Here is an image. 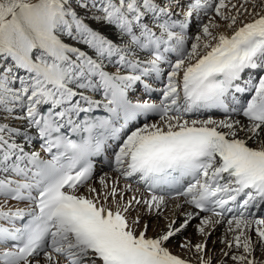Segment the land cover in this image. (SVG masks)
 <instances>
[{"label": "snow or ice", "instance_id": "obj_1", "mask_svg": "<svg viewBox=\"0 0 264 264\" xmlns=\"http://www.w3.org/2000/svg\"><path fill=\"white\" fill-rule=\"evenodd\" d=\"M249 2L256 0H0V196L31 206L0 208L11 225H0V264H189L167 244L200 213L207 214L197 225L202 236L227 218L235 234L224 242L243 249L231 256L236 264H264L251 258L249 235L255 231L264 251V215H256L264 213V14L240 21L252 15ZM217 16L230 36L214 32L224 27ZM88 20L114 30L112 37ZM137 84L148 97L159 91V103L133 102ZM101 93L103 100L94 98ZM101 107L108 115L96 118ZM210 110L224 118H199ZM149 114L157 122L121 136ZM37 139L47 158L29 150ZM113 146L108 167L142 181L149 198L124 201L106 176L93 186L94 158ZM179 197L193 211L159 235L148 236L139 216L129 222L133 203L160 215ZM181 247L206 253L205 243Z\"/></svg>", "mask_w": 264, "mask_h": 264}, {"label": "rangeland", "instance_id": "obj_2", "mask_svg": "<svg viewBox=\"0 0 264 264\" xmlns=\"http://www.w3.org/2000/svg\"><path fill=\"white\" fill-rule=\"evenodd\" d=\"M231 2H232V4H236L237 6H239L240 3L242 2V0H231ZM262 5H264V0H256L255 5H253V3H251V2H249L246 5V8L248 9V12L252 13V15H248L247 13H244L243 15L240 16V21H243L244 23L251 22V20L253 19V17L257 13L264 14V8H262ZM225 11H227V10H225ZM232 14L233 15L236 14L235 9H232ZM200 15H201V18L203 19V21L205 23L208 22L209 17L204 16L203 13H201ZM212 15L214 16L215 14L213 13ZM216 22L223 24L224 27H222L220 29H214V32H223L224 34L229 35V36L232 34V30H229L227 28V22L221 21L218 16L216 17ZM197 23H198V21L195 19V16H194L192 26L189 29L190 30V32H189L190 36L196 33V24ZM240 26H242V25L238 22L236 27L238 28ZM190 44H191V41H189V45ZM110 71H115V69L110 68ZM255 75L258 76L259 72H257V74H255ZM138 85L140 86V84H137L134 88V92L136 95H138L140 93V89H139ZM249 96L247 97V99H249ZM201 118H204V117H201ZM222 118H224V117H222ZM222 118L214 117V119H222ZM150 122H152V121H150ZM153 122H157V121H153ZM136 127H138V126H136ZM133 129H131V130H133ZM257 146H258V144H257ZM101 176H106L109 184H111L113 181H115L117 183L118 188L121 190H124V201L130 200L133 196H136L138 199L149 198V196L143 194L142 190L134 182L129 181L128 179L120 176L116 172L100 171L99 173H97V175L94 178L95 183L93 184V186L97 187L98 189L100 188L98 181H99V178ZM129 185L131 186L132 191L126 190L127 186H129ZM81 191L84 192L85 195H87L85 190L82 189ZM117 199H119V197H117ZM178 199H180V198H178ZM176 201H177V199L172 200V201H166V206L161 209L160 215L155 214V212L152 214H147L146 208L144 205H142V204L136 205L135 203H133V208L136 209V211H131L128 214L129 222H131L132 219L135 218L136 216H139L141 225H143L144 223H148V225H149L148 236H149V233H152V234L161 233L162 231L166 230V225L168 222H170L169 218L166 217V213H167L166 207L171 202H172L171 204L177 203ZM9 207L13 211L20 209V208L21 209L27 208L25 205H21L20 203H17V202L5 200L4 197L0 196V208H3L4 211L5 210L8 211V209H10ZM27 209H30V208H27ZM203 216L204 215H199L196 219L192 220L191 223L189 224V226L182 233H180L178 236L175 237L176 241L174 242V244L172 246V249H171L172 253L174 255H177L178 257H184L190 264H195L197 262H198V264H200V260L202 257L205 259H211L212 264H236V262L231 259V256L232 255H238V253L242 252L243 249L242 248L236 249V247L233 248L234 250L229 249L227 244L224 242V241H228L229 239L232 240V237L234 235V234H230V232L226 229L227 228V222H225L223 227H221L222 231L220 233L213 234V233H211V231H209L208 235L202 236L197 232V225L199 224V221ZM183 218H184L183 212L178 211L175 215V219H173V220L180 221V220H183ZM206 228H208V226ZM140 230H142V229L141 228L137 229V231H140ZM212 230H214L213 227H212ZM206 231H207V229H206ZM229 234L231 235V238H230ZM249 235L251 236L253 244H254V252H253V256L251 258H255L257 261L261 260V262H264V251H261V245L258 242L256 243V241L258 240V237H257L255 231L254 230L251 231L249 233ZM186 240L190 241L192 245L204 242L206 244V253H197L194 248H192L191 250L182 248L181 244H183ZM213 240H214V244H212ZM225 252H228V256L224 255ZM41 264H43V261H41Z\"/></svg>", "mask_w": 264, "mask_h": 264}, {"label": "bare ground", "instance_id": "obj_3", "mask_svg": "<svg viewBox=\"0 0 264 264\" xmlns=\"http://www.w3.org/2000/svg\"><path fill=\"white\" fill-rule=\"evenodd\" d=\"M74 7H75V5H73ZM81 15H84V13L80 10V9H76ZM89 24H90V26L91 27H93L94 29H99L100 31H102V33L103 34H105V35H108L110 38L112 37V35H113V32H114V30H109V29H105L103 26H101V25H98V24H96L94 21H92V20H88L87 21ZM65 42L66 43H69V44H72L73 42L71 41V40H65ZM75 46H77V47H80L81 48V50H87V48H86V46H84V45H75ZM109 71H110V68L108 69ZM258 72V71H257ZM257 72L256 73H253V75H255V74H257ZM248 73L246 72L245 73V77H248ZM149 81L152 83L154 80L153 79H149ZM134 90V89H133ZM101 95V94H100ZM99 95V96H100ZM251 96V93H248V94H246L244 97H243V99L244 100H247V97L248 96ZM249 96V97H250ZM236 119H240L243 123H247V118H245V117H243V116H239V117H235ZM262 135H264V134H262ZM240 136L242 137V138H245L246 139V137L244 136V133H240ZM39 145V143H38V139L37 140H35L34 141V143L33 144H31L30 146H29V150H35V151H38V152H40V150L39 149H37V146ZM248 145L250 146V147H253V148H257L258 146H257V144L256 143H253V141H251V140H249L248 141ZM257 146V147H256ZM37 149V150H36ZM177 203H175V204H171V203H169L168 204V206L166 207V209H167V213H166V217H168L169 218V221H171V220H173V219H175V215H176V213L178 212V211H180V212H183V215L186 213V212H191V211H193V208L191 207V206H189V205H187V204H185L184 203V198L183 197H181L180 199H177V201H176ZM177 205H181L180 207H178ZM10 208V207H9ZM11 209V208H10ZM21 209V208H20ZM9 210V209H8ZM23 210H27V208L26 209H23ZM29 210V209H28ZM6 211V210H5ZM13 211V210H12ZM15 211V210H14ZM213 219L215 220L216 218L215 217H213ZM178 221V220H177ZM225 222H227V220H225L224 222H222V223H219V224H215V225H210V226H208V228H206L207 229V233L209 232V231H211V233H213V234H217V233H220L222 230H221V227H223V225L225 224ZM212 227H213V229L214 230H212ZM228 227V226H227ZM227 229V228H226ZM160 233H157V234H152V233H149V236H151V237H155V236H157V235H159ZM225 234V233H224ZM230 234H235V233H233V232H230ZM229 234V235H230ZM253 234V233H252ZM230 238H231V235H230ZM231 239H229L228 241H230ZM176 241V238L174 237V238H172L169 242H168V244H167V247H168V249H169V251L170 252H172V246H173V244H174V242ZM217 242V241H216ZM204 243V242H203ZM221 243V242H220ZM256 243H257V241H256ZM212 244H214V240L212 241ZM219 244V243H218ZM220 247V246H219ZM223 247V246H222ZM233 248H235V245H234V247ZM232 248V249H233ZM217 249V248H216ZM223 250V249H222ZM234 250V249H233ZM221 251V250H220ZM226 251V250H225ZM237 251V250H236ZM231 252V251H230ZM234 252V251H233ZM214 253V252H213ZM223 253V252H222ZM231 254V253H230ZM240 254H243V250H242V252H239L238 253V255H240ZM220 255V254H219ZM180 258H182V259H185L184 257H180ZM186 260V259H185ZM261 261V260H260ZM190 264V263H189ZM195 264H198V262L197 263H195Z\"/></svg>", "mask_w": 264, "mask_h": 264}]
</instances>
